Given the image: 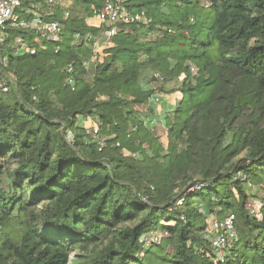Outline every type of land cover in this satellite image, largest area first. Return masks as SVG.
<instances>
[{"label":"trees","instance_id":"trees-1","mask_svg":"<svg viewBox=\"0 0 264 264\" xmlns=\"http://www.w3.org/2000/svg\"><path fill=\"white\" fill-rule=\"evenodd\" d=\"M122 3L149 21L118 23L93 61L76 35L102 33L90 21L104 0L52 8L58 53H18L19 30L1 46L0 264H264V0ZM157 92L181 98L158 115ZM229 214L220 258L203 231Z\"/></svg>","mask_w":264,"mask_h":264},{"label":"built area","instance_id":"built-area-1","mask_svg":"<svg viewBox=\"0 0 264 264\" xmlns=\"http://www.w3.org/2000/svg\"><path fill=\"white\" fill-rule=\"evenodd\" d=\"M61 0H0V69L7 66V56L3 54L1 46L10 38L13 30L24 32L12 40L11 47L22 54L35 55L40 51L46 50L49 44L55 46V52L58 53L61 48V42L64 38L65 25L59 20H49L47 16L52 14V8L58 6ZM73 12L71 7L65 8L63 17L68 18ZM149 18L145 11L132 12L122 3V0H104L102 10L96 17L90 21L93 26H103L102 33L94 36L92 33L86 35L77 34L76 39L81 43L93 41L92 60L100 56L103 47L110 45L118 32V23L144 22ZM70 75L67 77V83L74 86V76H72L73 66L68 69ZM6 79L13 80L12 75L3 74ZM3 89L7 91L8 85L2 83ZM36 99V97H34ZM93 136L100 135V127L97 123L92 124L87 129ZM66 137L70 143H74V133L67 131ZM100 149L105 147V138L98 139ZM196 185L191 188H200ZM184 197L178 198L177 206L183 205ZM256 207L250 205L251 213L256 211ZM235 214H229L223 219L212 218L209 227L203 231L204 237L211 243L214 250L220 258H224V249L227 245L237 238ZM146 245L152 240L150 234L141 238Z\"/></svg>","mask_w":264,"mask_h":264},{"label":"rangeland","instance_id":"rangeland-1","mask_svg":"<svg viewBox=\"0 0 264 264\" xmlns=\"http://www.w3.org/2000/svg\"><path fill=\"white\" fill-rule=\"evenodd\" d=\"M145 11H146V9H145ZM157 34H158V32L156 31L155 36ZM18 53H21V52L18 51ZM142 81L149 88H156L161 82L160 80H158V81L152 80V74H151L150 70H146L144 72ZM180 98H181V93H179V92L174 93V94L172 93L169 95H164V94H160L157 92L152 103L155 105V108L157 110V114L160 115V114L164 113L166 109L170 108L171 106L176 105L179 102ZM92 121L93 120H91V119L81 118L80 124L87 127V128H90L94 122V121L93 122ZM158 125L160 128V131L162 132L163 131L162 124L158 123ZM91 136H92V139H94V140H98L99 138L102 137L101 134L97 137L93 136V135H91ZM253 189H254L253 186L249 187V189H248L249 193H251V194L256 193L255 190H253ZM255 200H256L255 197H251L250 205L252 207H256L257 202ZM150 235L152 236V239H158L160 236L158 232H151Z\"/></svg>","mask_w":264,"mask_h":264}]
</instances>
